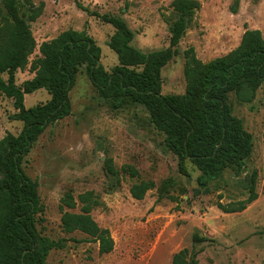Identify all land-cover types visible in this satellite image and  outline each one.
<instances>
[{
  "label": "rangeland",
  "instance_id": "obj_1",
  "mask_svg": "<svg viewBox=\"0 0 264 264\" xmlns=\"http://www.w3.org/2000/svg\"><path fill=\"white\" fill-rule=\"evenodd\" d=\"M172 1L33 0L44 3L45 9L31 23L37 48L30 63L41 56L42 43L74 30L86 32L97 43L101 64L110 72L119 63L108 46L115 30L92 16L94 12L123 18L135 33L132 45L141 52L164 50L170 45L169 23L175 19ZM197 1L201 8L179 44V55L162 69L163 95L185 94L188 48L210 62L236 49L247 29L260 30L264 37V0H240L237 13L232 12L234 0ZM34 76L29 65L17 72L16 85L22 87ZM70 98L71 115L50 125L23 161L26 174L39 185L45 220L38 226L40 232L54 241L68 240L64 249L50 253L47 264H172L184 249L189 250L187 260L195 256L197 264H264V84L252 103L230 94L232 114L253 136V152L244 166L228 168L206 190L200 188L201 172L191 162H186L185 174L180 172L177 157L166 148L146 108L130 101L115 108L102 99L86 65L79 69ZM50 99L46 90H39L26 95L25 105L34 108ZM16 113L14 100L0 95V138L23 130V123L12 119ZM125 166L136 168L139 178L125 175ZM143 180L155 182L156 188L138 201L130 189ZM252 190L258 199L245 211L225 213L218 207L244 201ZM88 191L103 203L92 212L93 218L111 232L115 243L107 255H100L98 244L81 232L61 229V199H77ZM159 196L164 199L158 203ZM195 235L205 241L195 242Z\"/></svg>",
  "mask_w": 264,
  "mask_h": 264
},
{
  "label": "trees",
  "instance_id": "obj_2",
  "mask_svg": "<svg viewBox=\"0 0 264 264\" xmlns=\"http://www.w3.org/2000/svg\"><path fill=\"white\" fill-rule=\"evenodd\" d=\"M239 4L240 0H234L233 13H237ZM77 7L90 13L80 4ZM171 8L175 19L169 23L170 45L150 53L132 45L135 33L123 18L91 14L115 30L108 46L117 54L119 63L108 72L101 64L102 51L97 43L86 32L74 30L42 43L41 56L30 63L37 48L31 23L43 15L45 4L0 0V95L14 100L17 113L12 119L24 125L20 134L7 133L0 138V264H47L53 250L67 245L66 239L54 241L40 232L38 226L45 220L39 185L26 174L23 161L50 125L71 115L70 93L84 65L102 99L112 101L115 108L128 101L146 108L154 128L164 136L166 148L177 157L180 172L186 173V162L200 170V188L206 190L228 168H241L250 158L253 136L243 121L232 114L229 97L235 93L240 102L252 103L264 84L262 32L247 29L236 49L210 62L201 61L195 49L188 48L184 51L186 92L166 96L162 94V69L179 55V44L201 4L197 0H173ZM29 65L35 76L18 87L16 74ZM3 75H7V80ZM39 90H46L51 99L26 108V95ZM123 173L131 178L140 176L133 166H125ZM155 188V182L143 180L134 184L130 193L142 201ZM163 199L159 196L157 202ZM257 199L258 194L252 190L246 200L226 206L219 203L218 207L225 213H239ZM102 205L100 197L88 191L77 199L66 195L59 209L64 233L81 232L87 241L98 244L100 255H107L114 251V240L92 215ZM194 241L205 240L195 235ZM188 253L184 249L176 254L172 264H197L195 256L187 260Z\"/></svg>",
  "mask_w": 264,
  "mask_h": 264
}]
</instances>
